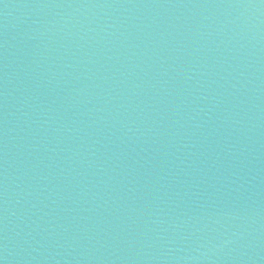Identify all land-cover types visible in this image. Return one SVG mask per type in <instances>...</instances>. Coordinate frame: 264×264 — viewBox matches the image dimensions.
Masks as SVG:
<instances>
[{"label":"water","instance_id":"95a60500","mask_svg":"<svg viewBox=\"0 0 264 264\" xmlns=\"http://www.w3.org/2000/svg\"><path fill=\"white\" fill-rule=\"evenodd\" d=\"M0 264H264V0H0Z\"/></svg>","mask_w":264,"mask_h":264}]
</instances>
